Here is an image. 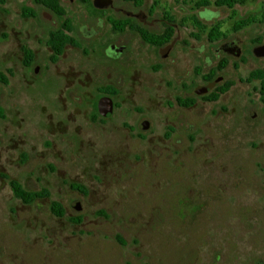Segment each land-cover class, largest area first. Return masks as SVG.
Masks as SVG:
<instances>
[{"label":"rangeland","instance_id":"374dc122","mask_svg":"<svg viewBox=\"0 0 264 264\" xmlns=\"http://www.w3.org/2000/svg\"><path fill=\"white\" fill-rule=\"evenodd\" d=\"M59 1L79 45L51 62L45 40L61 19L33 0H0V264H264V102L259 80H245L264 70L254 51L264 22L230 30L260 17L261 1ZM137 12L157 21L144 25ZM165 12L174 33L161 46L107 18L160 32ZM190 15L226 37L195 38ZM21 46L34 54L30 66ZM227 80L216 100L203 97ZM105 85L116 89L113 111L92 120ZM3 175L49 195L23 203Z\"/></svg>","mask_w":264,"mask_h":264},{"label":"trees","instance_id":"16d2710c","mask_svg":"<svg viewBox=\"0 0 264 264\" xmlns=\"http://www.w3.org/2000/svg\"><path fill=\"white\" fill-rule=\"evenodd\" d=\"M81 2H88V0H80ZM136 4H140L142 0H132ZM193 2V6L197 8H206L209 5H214L216 7H227L232 9L236 4H243L245 0H191ZM262 6L264 8V0H260ZM35 4H41L46 8L50 9L57 17L61 19L59 27L52 29L48 32V36L45 40L46 45L50 48L51 54L49 56V60L51 62H55L58 57L62 54L64 48L67 45L78 46L79 43L75 39V37L71 34L73 29L72 21L69 17L66 16V11L64 6L61 4L59 0H33ZM26 13L24 15L34 16V12L32 9H25ZM164 17L167 19V22L164 24V29L160 32H154L149 29L144 28L136 21L131 20L128 17L114 18L107 17L108 21L112 25V28L115 30H123L125 28H129L138 33L140 38L146 43L153 46H161L165 43L171 41L174 29L171 23L175 22L173 16L169 13L165 12ZM183 20H188L195 28H197L198 33H192L195 38H200V32H205V35L209 42H215L219 39L225 38L226 33L221 30L219 24H214L207 28L195 15H190L187 18H183ZM256 22H264V10L260 17L256 16H248L242 19L235 20L231 26L233 32H237L249 25H252ZM260 38H257L259 40ZM21 51L24 55L23 64L25 66H30L34 60V54L29 47L21 46ZM227 60L222 58L218 61L214 68H211L207 74L204 75L205 80H210L214 77L216 70H221ZM253 79L259 80V92L261 95V100L264 102V70L262 68H254L248 71L245 76L246 81H252ZM0 83L6 84L7 77L4 73L0 72ZM231 80L224 81L218 85H216L211 91L205 94L203 97L207 100H216L219 95L223 92H226L229 87L232 85ZM99 92L106 93L110 96L116 94V89L111 85H105L98 87ZM177 101L181 105H188L192 102V99H182L177 98ZM96 103V102H95ZM91 115V119L95 120H103L101 116L98 115L96 110ZM3 177L7 178L8 184L11 188L13 195L20 199L23 203H31L38 198H42L48 196L49 193L46 189L40 190H29L26 189L18 180L8 178L6 175ZM50 208L55 216H62L64 213L63 206L56 200H51ZM117 240L120 243H123V240L116 236Z\"/></svg>","mask_w":264,"mask_h":264},{"label":"flooded vegetation","instance_id":"af4514ba","mask_svg":"<svg viewBox=\"0 0 264 264\" xmlns=\"http://www.w3.org/2000/svg\"><path fill=\"white\" fill-rule=\"evenodd\" d=\"M124 1H132V0H124ZM134 2V1H133ZM135 3V2H134ZM136 4V3H135ZM164 16V15H163ZM128 18H130L129 16H128ZM133 18H137L139 21H141V23L142 24H144V25H149V26H153L154 25V23L157 21V19L156 18H154V19H152V20H146V18L144 17V15H142V14H140L139 12H137L135 15H134V17ZM131 20H133L132 19V17L130 18ZM137 22V21H136ZM167 22V19L164 17V20H163V27H162V29H164V24ZM138 23V22H137ZM174 23V22H173ZM173 23H171L172 24V26H173ZM140 24V23H139ZM142 24H140L141 26H143L144 28H146V29H148L146 26H144V25H142ZM126 29V28H125ZM129 29V28H128ZM173 29H174V26H173ZM65 49V48H64ZM64 51V50H63ZM254 51L256 52V53H259L260 51H261V53L262 52H264V48L263 47H256L255 49H254ZM63 53V52H62ZM216 71H219V70H216ZM214 80V77L212 78V79H210V80H206V83H205V85H203V86H201L200 87V89L203 91V87H206V91L209 89V87H208V85H209V83H211L212 81ZM216 85H214L213 86V88L215 87ZM205 91V92H206ZM209 91H211V90H209ZM208 91V92H209ZM100 93H102V94H104V95H100L99 97H111L112 98V96H110V95H108V94H106V93H103V92H100ZM222 94V93H221ZM98 97V98H99ZM188 99V98H187ZM189 99H192V98H189ZM112 100H113V98H112ZM177 100V99H176ZM177 103H178V101H177ZM194 103V100L192 99V102H190V104H188V105H181V104H179L178 103V105L179 106H190L191 104H193ZM114 105H115V102H114V100H113V107H114Z\"/></svg>","mask_w":264,"mask_h":264},{"label":"water","instance_id":"95a60500","mask_svg":"<svg viewBox=\"0 0 264 264\" xmlns=\"http://www.w3.org/2000/svg\"><path fill=\"white\" fill-rule=\"evenodd\" d=\"M168 49V47L165 48V50H163L164 52H166ZM213 82H211L208 86H211ZM206 91V87H203V91ZM96 109L99 115H101L102 117H108L111 115L112 111H113V100L111 97H99L97 99L96 102ZM147 121H143L141 124L142 128H146L147 127Z\"/></svg>","mask_w":264,"mask_h":264}]
</instances>
